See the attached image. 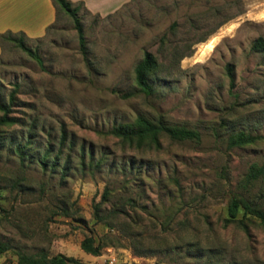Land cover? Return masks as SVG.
<instances>
[{
	"label": "rangeland",
	"instance_id": "rangeland-1",
	"mask_svg": "<svg viewBox=\"0 0 264 264\" xmlns=\"http://www.w3.org/2000/svg\"><path fill=\"white\" fill-rule=\"evenodd\" d=\"M77 16L84 52L62 10L43 35L23 37L40 63L0 41V99L15 92L0 146V264H16L15 250L81 264H264V227L238 220L241 209L226 221L232 192L264 209V174L242 186L264 162V54L252 49L264 39V0H129L107 15L78 5ZM226 18L177 59L186 39ZM144 51L158 64L150 94L134 83ZM137 115L198 138L136 148L109 133ZM231 130L257 139L228 147ZM87 235L111 243L91 255L79 246Z\"/></svg>",
	"mask_w": 264,
	"mask_h": 264
},
{
	"label": "trees",
	"instance_id": "trees-1",
	"mask_svg": "<svg viewBox=\"0 0 264 264\" xmlns=\"http://www.w3.org/2000/svg\"><path fill=\"white\" fill-rule=\"evenodd\" d=\"M56 13L58 10H62L67 15H69L74 23V28L77 32L78 43L82 52L85 51L84 45V35L82 31V27L80 24V19L77 16V7L78 5H82L81 2H71L69 0H51ZM230 18V17H229ZM223 19L218 22L214 27L207 30L206 32L198 35L192 40L186 39L184 41V49L187 51H181L178 53L177 59L182 58L190 53V48L193 44L197 42H202L206 39L208 35H210L215 29L224 23L227 19ZM177 22H173L170 25V30L174 32ZM201 28V24L198 22L191 23V30L197 32ZM16 36V37H15ZM25 35L22 32H11L5 31L0 33V41L1 40H9L14 42L19 48H21L24 52H26L30 57L34 58L38 63H40L39 57L36 53L26 46L23 41V37ZM164 42V36H162L160 43ZM176 46V45H175ZM252 49L256 52H260L264 54V39L262 37H257L252 43ZM157 60L150 51H144L141 60L134 67V83L137 88L145 93L150 94L152 92V85L150 83V79L153 75V72L157 68ZM228 74L231 76L230 68L227 65ZM15 92L12 91L8 95L7 101H2L0 99V146L2 142V132L3 127L7 125H11L15 122V118L11 115V109L15 100ZM109 133L114 137L118 138L123 144H127L128 146H134L136 148L140 147H148V148H157L160 143V138L162 136H166L172 140H187V139H196L198 138V133L194 129L188 128L183 125H176L166 123L162 120H152L143 115H137L132 121L123 122L113 125ZM256 136L251 135L249 133L244 132L243 130H231L227 133L225 137V142L228 147L233 146H244L248 144H252ZM62 142V141H61ZM26 146V145H25ZM22 147H17L16 150L21 157L24 156L22 152ZM48 151L44 152L42 156L37 160L39 164L45 166L46 160L48 158ZM57 160V156L53 157V162ZM99 162L95 163L97 167ZM264 174V162L262 164L251 163L248 166L247 172L244 175L242 180V186L244 190H247L253 181L258 179ZM106 197V190L102 194V198ZM241 209L242 217L238 220L242 219H255L257 222L264 227V209L258 204L247 197L242 195L240 192H232L231 198L227 205V215L226 221H234L236 219V215ZM109 215H118L120 214L119 210H111L108 213ZM97 221L102 220L105 217H100L98 214L96 215ZM243 223V221H241ZM111 241L108 240V237L103 236L102 238L95 239L91 235H87L83 237L79 243L80 249L91 255H99L101 249L110 244ZM6 248L5 245H1L0 249L4 250ZM16 255V264H81L77 262L74 258L65 256L62 254L48 255L46 251L39 250L35 253H25L20 250H15Z\"/></svg>",
	"mask_w": 264,
	"mask_h": 264
},
{
	"label": "crops",
	"instance_id": "crops-1",
	"mask_svg": "<svg viewBox=\"0 0 264 264\" xmlns=\"http://www.w3.org/2000/svg\"><path fill=\"white\" fill-rule=\"evenodd\" d=\"M69 1L81 2L83 8L91 14L107 15L129 0ZM56 15L51 0H0V33L22 32L28 38H37L55 21Z\"/></svg>",
	"mask_w": 264,
	"mask_h": 264
}]
</instances>
